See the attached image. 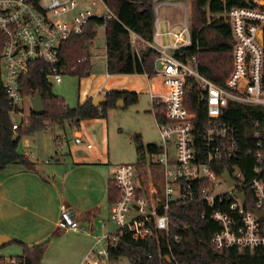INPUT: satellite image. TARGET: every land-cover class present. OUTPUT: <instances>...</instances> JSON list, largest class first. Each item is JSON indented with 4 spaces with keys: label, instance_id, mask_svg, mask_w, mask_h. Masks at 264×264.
<instances>
[{
    "label": "built area",
    "instance_id": "1",
    "mask_svg": "<svg viewBox=\"0 0 264 264\" xmlns=\"http://www.w3.org/2000/svg\"><path fill=\"white\" fill-rule=\"evenodd\" d=\"M214 1L204 0L201 11L207 24L223 19L229 27L232 70L223 87L203 77L197 56L183 51L193 45L188 9L183 4L176 0L156 2L180 5L183 9L182 29L170 34L171 45L156 48L153 42L146 43L130 33L138 58L140 47H149L157 54L154 78L158 82L149 89V95L162 116V122H157L161 146L155 162L161 169V179L157 187L151 184L145 193L136 182L134 165L115 168L112 183L117 198L110 205V221L116 231L97 238L95 245L100 247L89 252L83 264L108 260V247L116 244L117 231L127 230L135 241H146L154 232L168 231L169 210L176 204H204L207 217L218 227L211 239L216 252L264 249V121L255 122V147L247 146L244 152L235 126L221 121L229 102L264 108V0H242L243 6L232 7H225L224 0H218L220 10L212 8ZM91 19L108 22L116 17L104 0H40L36 4L0 0V95L8 104L10 116L20 117L19 123L12 121L13 131L27 128V122L21 123L27 120L21 76L28 73L31 64L43 63L49 83H61L68 71L58 65L60 45L71 36L81 35ZM160 38L155 26L154 39ZM86 62L85 57L77 60L78 64ZM76 69L75 66L69 72ZM191 85L195 87L196 104L206 115L201 125L186 103ZM80 141L75 139L76 143ZM249 158L254 161L250 181L234 164L231 172H220L224 164L238 159L246 170ZM225 172L234 183L231 187L222 178ZM221 185L229 191L216 193ZM246 190L253 199L248 207ZM236 193L244 195L243 201ZM256 212H262V216ZM57 227L64 232L82 231L67 209L60 212ZM0 264L25 262L21 257H0Z\"/></svg>",
    "mask_w": 264,
    "mask_h": 264
},
{
    "label": "trees",
    "instance_id": "2",
    "mask_svg": "<svg viewBox=\"0 0 264 264\" xmlns=\"http://www.w3.org/2000/svg\"><path fill=\"white\" fill-rule=\"evenodd\" d=\"M28 1L36 4L40 0ZM157 1L104 0L116 20L104 22L100 19H91L81 35L71 36L60 45L58 65L66 67L68 73L76 66L77 69L71 74L79 77L88 75L85 69H88L89 49L98 27L104 26L107 73L109 75L144 74L151 79L154 76V62L157 54L149 47H140L138 58L130 43V33H135L146 43L153 42ZM190 2L193 45L183 51L188 55L197 56L198 70L203 77L223 87L232 70L229 27L223 19H213L210 24H207L205 14L201 11L204 0H190ZM224 2L225 7L244 5L242 0H224ZM212 8L220 10L222 5L215 0ZM83 57L87 59V62L78 64L77 60ZM29 68L28 73L19 79L21 95L23 98H28L38 94L45 112L41 116L31 114L26 121L22 120L21 123L27 122V128L24 131H13L8 104L0 95V172L12 165H20L26 170L32 169L33 164L17 150L22 136L63 127L66 123L77 125L83 120L106 118L108 112L115 108L118 100L123 99L126 104H136L138 101L135 93L114 91L105 95L106 101L99 107L94 106L92 100L88 99L76 108H69L61 98L52 93L44 64L34 63ZM195 94V87L191 85L186 94V103L190 111L196 114L198 125H201L206 120V115L196 104ZM156 117L162 122V116L158 112ZM261 120L264 121L263 107L242 106L232 102H229L225 108L221 119L235 126L240 149L243 152L247 146L255 147L254 124ZM133 144L138 164L147 163L143 160L146 153L153 155L160 151L155 144H144L139 134L133 136ZM240 160L224 164L220 172L224 170L231 172L234 164L245 174L246 180L250 181L253 178L254 161L249 158V167L245 170ZM149 166V171L152 173V167H156L152 164ZM146 173L149 172L146 171ZM149 183L156 187L158 184V182L152 183L151 180L147 185ZM246 195L248 207V202L250 205L253 199L249 190H246ZM116 198L114 184L111 182L108 191L109 203H114ZM207 213L203 203L176 204L169 210L168 231L154 232V235L146 241H135L127 230L117 231L116 244L108 247V259L117 260L124 257L132 264H264V249L238 251L232 248L216 252L211 239L218 227L210 221ZM203 214L205 217H202ZM17 243L23 246L21 258L25 264L41 263L47 243L30 249L20 242Z\"/></svg>",
    "mask_w": 264,
    "mask_h": 264
},
{
    "label": "crops",
    "instance_id": "3",
    "mask_svg": "<svg viewBox=\"0 0 264 264\" xmlns=\"http://www.w3.org/2000/svg\"><path fill=\"white\" fill-rule=\"evenodd\" d=\"M160 39L153 37L154 45ZM90 48H94V42ZM90 60L91 55L88 69H85L88 75L91 70ZM154 79V76L149 79L144 74L109 75L106 69L105 84L102 88L100 85L99 88L91 87L81 104L94 97L105 98L107 93L114 91L135 93L138 101L140 95L147 96L149 109L141 110L148 117H153L157 127L159 120L156 112L160 108L151 101L149 95V89L157 85ZM124 103L123 100L119 108L111 109L106 118L83 120L77 125L66 123L63 127L38 131L20 138L18 153L27 158L33 167L26 170L20 165H12L0 172V234L12 240L2 248L10 246V251L15 253L14 257H21L23 246L17 242L29 249L47 243L40 264H83L84 257L100 247L95 245L96 239L116 231L111 228V224L115 225L110 221L108 191L114 168L124 164H120L121 159L114 160L115 149L119 150L118 146L122 142L111 143V138L116 137L113 136L115 130L110 125V118L119 115V109ZM30 115L31 109L27 118ZM138 131L142 129L127 130L123 143L128 138L135 152L133 136L139 134L144 144H155L160 149V142H148ZM76 138L81 140L80 143L75 142ZM146 155L157 156L146 153L143 157L145 161ZM114 163L118 164L114 166ZM150 164L157 166L155 163ZM157 168L161 173L159 166ZM135 176L139 183L140 177ZM140 182L147 193L151 184L147 185L148 182L142 179ZM63 209L74 214L82 228L81 232L58 229L57 221Z\"/></svg>",
    "mask_w": 264,
    "mask_h": 264
},
{
    "label": "rangeland",
    "instance_id": "4",
    "mask_svg": "<svg viewBox=\"0 0 264 264\" xmlns=\"http://www.w3.org/2000/svg\"><path fill=\"white\" fill-rule=\"evenodd\" d=\"M181 3L188 9L189 20L192 21V8L190 0H182ZM155 26L158 28L159 33L162 35L161 39L158 40L155 45L156 48L160 46L171 45V35L174 32L180 31L182 29V18L183 9L181 6L169 5L166 3H158L155 5ZM192 24V23H191ZM192 29V25H191ZM94 48L89 49L91 55V70L89 75H84L79 77L76 74L66 73L62 76V81L60 84H55L50 80L52 93L61 98L65 105L69 108H76L78 104L84 101V98L91 91V87H97L100 85L101 88L105 84L106 75V58H105V27L101 26L97 29V34L94 38ZM154 81L157 83L158 80L155 78ZM138 83V81H137ZM97 90V89H96ZM84 91L86 93H84ZM24 116H29L30 103L28 98H24L22 101ZM116 109V108H114ZM141 109H149V102L147 96L140 95L139 101L136 104L124 103V106L119 109V115L115 118H110V125L115 138H111V143L115 144L122 142L121 146H118L119 150L115 149L114 160L121 159L120 164H133L135 166V174L140 177L139 183L142 180L152 181L156 183L161 178V173L159 169L152 167V173L150 170V163H155L158 160L156 155L149 156L146 155L147 163L138 164L137 158L135 156L134 148L132 144L124 141V133L127 130L137 129L142 136L144 135L148 142H160L157 127L155 126L154 119L151 115L144 114ZM123 117V118H120ZM11 120L19 123V116H11ZM121 130L122 133H118ZM128 136V135H127ZM129 137V136H128ZM111 146V151L112 145ZM118 163H114V166ZM138 164V165H137ZM113 166V167H114ZM116 168V167H115ZM114 168V169H115ZM148 171L149 173H146ZM147 184V183H146ZM143 187V186H142ZM229 190L221 185L216 189V193H227ZM111 228L116 230V227L111 224ZM10 246H6L0 249V256L2 257H14L15 253L11 250ZM102 264H132L127 258H119L117 260H105Z\"/></svg>",
    "mask_w": 264,
    "mask_h": 264
},
{
    "label": "water",
    "instance_id": "5",
    "mask_svg": "<svg viewBox=\"0 0 264 264\" xmlns=\"http://www.w3.org/2000/svg\"><path fill=\"white\" fill-rule=\"evenodd\" d=\"M177 2H181L182 0H176ZM105 98L103 97H94L92 98V103L94 106L99 107L101 104L105 102ZM29 103H30V109H31V114L35 116H41L45 112V108L43 105V102L38 94H35L34 96L29 98ZM123 104V100H119L115 107L119 108V106ZM223 180L227 184L228 187H231L234 185L233 181L231 180L228 172H225L222 176ZM241 201L244 199V195L240 193H236V195ZM258 217L262 216V212H256L255 213ZM12 240L3 234H0V248H2L4 245L10 243Z\"/></svg>",
    "mask_w": 264,
    "mask_h": 264
}]
</instances>
